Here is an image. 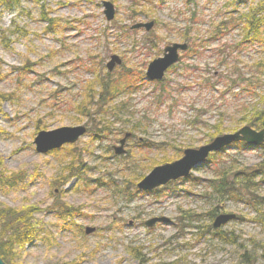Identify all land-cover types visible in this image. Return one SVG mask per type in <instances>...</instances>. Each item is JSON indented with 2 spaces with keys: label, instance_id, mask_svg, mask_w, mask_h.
Instances as JSON below:
<instances>
[{
  "label": "rangeland",
  "instance_id": "rangeland-1",
  "mask_svg": "<svg viewBox=\"0 0 264 264\" xmlns=\"http://www.w3.org/2000/svg\"><path fill=\"white\" fill-rule=\"evenodd\" d=\"M102 1L22 0L13 10L0 2V94L11 95L1 102L0 157L5 175L22 173L18 185L6 181L0 185V207L39 209L31 222L33 240L16 245L10 260L3 261L232 264L235 247L213 236L207 226L211 223L212 231L232 232L239 243L264 240V230L253 220L255 213L247 205L233 201L221 204V212L243 218L214 228L205 215L195 220L181 216L180 210L200 214L210 208L203 181L197 184L181 179L164 190L140 193L131 200L118 194L116 188L101 187L95 181L111 180L122 187L133 181L136 171L145 176L160 165L142 169L149 163L143 159H179L184 149L206 144L216 126L226 133L239 128L244 106L254 105L263 86L264 69L262 72L257 63L264 58V45L242 42L243 24L232 27L229 21L256 7L260 0H165L146 7L150 17L136 19L130 16L132 0H110L115 6L112 20L106 18ZM194 11L196 19L191 21ZM44 14L59 19V27L49 29ZM150 20L155 25L149 32L130 28ZM225 21L229 23L220 27ZM119 27H128V34ZM217 27L222 29L219 36ZM186 33L195 45H201L197 46L199 54L181 53L176 69L163 80V96L156 97L159 83L147 79L130 96L129 108L135 115L128 117L130 123L125 127L139 123L140 130L127 141L125 157L113 149L124 134L95 139L87 133L76 143L47 154L36 151L34 138L40 130L86 124L76 107L84 101L88 85L94 86V94L100 89L92 83L98 62L106 65L110 56L117 54L126 67L144 73L150 61L162 55L167 45L183 42ZM25 66L30 70L18 69ZM240 77L243 81L237 85L230 81ZM122 126L121 122L114 124ZM148 142L161 146L142 150L139 144ZM224 151L223 157L236 156L245 166L258 163L262 156L260 149L231 146ZM70 164L87 171L82 182L69 178L60 183L69 175ZM191 176L205 180L213 171L203 166ZM86 180L91 183L86 185ZM260 191L264 192V184ZM65 206L76 209L79 215L59 217ZM160 216L172 222L152 227L145 224ZM85 227L96 230L86 234Z\"/></svg>",
  "mask_w": 264,
  "mask_h": 264
},
{
  "label": "trees",
  "instance_id": "trees-1",
  "mask_svg": "<svg viewBox=\"0 0 264 264\" xmlns=\"http://www.w3.org/2000/svg\"><path fill=\"white\" fill-rule=\"evenodd\" d=\"M21 1L22 0H0L5 7L11 10L20 6ZM164 1L165 0H132V5H130V16L133 19L140 16L150 17L151 15L146 7L148 5L154 6L155 2L163 3ZM195 14L196 12L194 11L190 18L191 21L192 19H196ZM238 16V18L232 17L229 22H232V27L239 26L241 23L243 24L245 36L242 42H259L264 45V0H260L256 4V7H251L248 12L240 13ZM42 17L44 21L48 23L49 29L50 27L52 29L59 27V19L48 17L46 14ZM229 22L225 21L221 23L222 26L220 27H224L223 25H226ZM119 28L122 29V33L128 34V27L125 29L124 27ZM225 28L228 29V27ZM189 30L190 29L188 28V31ZM221 30V28L217 29L216 36L221 34ZM182 37L183 42L189 44V49L186 52L188 53L192 51V53H195L194 55L199 54L197 46L201 45H195V43L191 41V37L188 33L184 34ZM240 45L241 43L238 46ZM220 52H222V50ZM105 66L106 65H104L102 60L97 63L98 69L95 75L96 77H94L92 83L95 87L97 85L100 89L95 91L94 94V86L88 85L84 95V101L76 107L77 112L86 118V125L88 127L87 133L95 139H107L109 136L117 137L124 134L125 129L132 131L134 134L135 131L140 130L139 123H132L130 127H125L130 123L128 117L132 118L135 115L134 111H131L129 108V106L131 107L129 100L132 94L141 89V82L145 81L143 77L144 73L139 69L126 67L124 64L117 67V70L113 71H109ZM257 66L261 67L263 72L264 58L262 61H258ZM176 67L173 70H175ZM27 68L28 67L25 66L18 69L26 70ZM29 70L30 69H27L26 71ZM238 76H240V74ZM230 81L232 84L237 85V82L243 81V78L240 77L237 78V80L236 78H233L230 79ZM158 83L159 84H156V86H159V95L156 97L160 99V96H163L162 94L166 89L163 80ZM259 88L260 91L256 93V102L254 105L250 108L244 106L243 116L239 120V123L241 122L239 128L243 125H249L258 130L264 129V82L263 86H260ZM10 97V94H0V112L2 111L1 102L8 100ZM110 116H113L116 120L111 121L109 118ZM125 117L127 119H124ZM118 122H121L123 126L114 127V124ZM239 128L237 127V129ZM224 131L225 130L219 125L216 126L214 131L209 135V141L217 135L225 133ZM139 145L142 146V150L143 148L151 149L152 147L158 149L161 146V144L154 145V143L150 142L141 143ZM233 145L240 150H247L244 142H237ZM258 149L262 150L261 160L251 166L242 165V163L234 158L236 156L233 155H227L226 158L223 157L225 151L212 153L209 156L206 165L213 171V176L211 178L205 180L199 178L191 179L192 176H190L185 179L191 181L194 180L197 184H201V181H203L207 190L206 198L210 199V208L205 213L200 214L195 213L194 211L180 210L181 216L195 220L204 217L205 215L207 219L213 222L214 218L222 211L221 204L233 201L250 207L255 213L253 220L264 230V192L260 191L261 186L264 184V144ZM121 156L125 157V154ZM129 157L130 155L128 158ZM175 159L176 157H163L159 159L160 162L159 160L156 161V159H143L144 162L148 161L149 163L142 166V169L150 168ZM68 172L69 175L63 177L60 183L68 182L70 180L69 178H75L78 182H82L84 179L83 173L87 171L85 169L82 170L80 165L74 167L70 164ZM21 174L22 173H14L11 175H5V170H2V159L0 157V185L5 181V183H8L11 186L18 185L22 180ZM143 177L144 175L142 173L136 171L133 181L130 180L129 184H123L122 187H120L115 181L111 180L108 182L96 180L95 182L101 187H114L118 194H121L127 200H131L141 193V191L137 189L136 184ZM178 181H171L166 186L161 187V189L164 190L168 186H173ZM87 183H91V181L86 180V185H88ZM36 211H39V209L34 207L22 208L20 210L7 206L0 207V257L4 261L8 262L10 260L13 249L16 245H28L33 240L34 235L31 222L33 219V213ZM78 215L79 213L76 209L67 206H65L64 210H61L58 213V216L63 218L67 216L75 218ZM238 218L241 220L243 217L240 216ZM207 228L208 232L213 236H217L220 240H224L227 244H231L235 247V257L232 264H264V240L250 241L247 244L239 243L237 237L234 236L232 232H222L221 230L212 231L211 223L208 224Z\"/></svg>",
  "mask_w": 264,
  "mask_h": 264
},
{
  "label": "water",
  "instance_id": "water-1",
  "mask_svg": "<svg viewBox=\"0 0 264 264\" xmlns=\"http://www.w3.org/2000/svg\"><path fill=\"white\" fill-rule=\"evenodd\" d=\"M104 14L108 20H112L115 16V6L109 0H103ZM154 26V21L139 22L132 28H145L150 30ZM188 48L187 43L176 42L168 45L164 54L150 62L146 70V78L154 81L161 80L165 72L173 66L180 58L179 52ZM122 59L119 55L113 54L107 63V68L112 71L116 64H121ZM87 132L84 124L75 126H62L53 130H40L34 138L36 151L38 153L47 154L51 151L62 148L66 144L76 143ZM131 136V132H127L120 140V145L115 146V152L121 154L125 152L124 145L127 138ZM245 142L250 148H257L264 143V129L256 130L249 125H245L233 133H225L216 136L210 142L197 148H187L183 152V156L175 161L158 165L154 167L145 177L138 183L139 191H153L154 189L168 184L170 181L188 177L196 168L205 165L206 160L211 153L220 152L230 148L235 142ZM235 213L219 214L214 222V228H218L227 222L236 219ZM157 222L170 223L171 219L161 216L153 217L146 221V225L153 226ZM86 233L95 231L94 227H86ZM0 264H6L0 257Z\"/></svg>",
  "mask_w": 264,
  "mask_h": 264
}]
</instances>
